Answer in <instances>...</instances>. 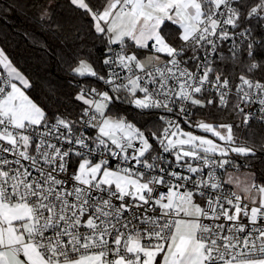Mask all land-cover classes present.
Listing matches in <instances>:
<instances>
[{
	"label": "snow or ice",
	"instance_id": "snow-or-ice-1",
	"mask_svg": "<svg viewBox=\"0 0 264 264\" xmlns=\"http://www.w3.org/2000/svg\"><path fill=\"white\" fill-rule=\"evenodd\" d=\"M69 3L107 42L106 76L88 59L71 74L108 90L81 86L79 118L50 119L0 48V264H264V179L250 172L239 192L226 191L238 179H220L234 156H256L255 145L239 125L191 120L198 109H227L234 92L245 133L264 124V79L242 73L233 85L217 70L242 57L248 73L262 67L264 0ZM56 6L34 0L37 21H53ZM124 103L149 116L163 110V129L109 115ZM181 118L215 139L184 131Z\"/></svg>",
	"mask_w": 264,
	"mask_h": 264
},
{
	"label": "trees",
	"instance_id": "trees-1",
	"mask_svg": "<svg viewBox=\"0 0 264 264\" xmlns=\"http://www.w3.org/2000/svg\"><path fill=\"white\" fill-rule=\"evenodd\" d=\"M56 16L53 21L41 23L36 17L37 9L33 7L34 0H0V48L11 60L12 64L30 81L31 87L26 94L39 106L46 110L51 119L59 113L72 119H77L82 102L75 99L80 85H95L99 80L92 77H78L71 74V68L80 59H88L101 75H105L103 59L107 42L92 30L90 17L77 10L69 0H54ZM105 0H91L94 10L102 8ZM245 2H247L245 0ZM255 22V21H254ZM49 24L52 26L49 27ZM57 24L59 27H57ZM176 33L178 29L171 24L165 26ZM172 37H169L171 40ZM147 51L141 50V54ZM243 63L230 59L220 63V71L228 75L232 82L244 74H251L258 79H264V48H258L256 59L262 65L252 73L247 72V65L251 62L242 57ZM236 102L235 94L231 104ZM231 104L225 110L217 107L198 109L191 118L195 123L204 119L214 123H233L239 125L237 135L240 139L254 144L257 155L250 158L236 157L235 169H246L254 172L257 182L264 179V124L253 120L249 135L244 131L243 114L233 110ZM114 107L109 113L114 116L127 118L142 129L159 132L163 127L157 117L159 112L152 111L151 116L141 114L134 106L127 103ZM211 113L208 115V113ZM184 127L188 125L183 123Z\"/></svg>",
	"mask_w": 264,
	"mask_h": 264
},
{
	"label": "built area",
	"instance_id": "built-area-1",
	"mask_svg": "<svg viewBox=\"0 0 264 264\" xmlns=\"http://www.w3.org/2000/svg\"><path fill=\"white\" fill-rule=\"evenodd\" d=\"M247 2H248V0H246ZM252 2H259V0H252ZM230 41L229 42H226L224 45H223V47H224V49H225V51L227 52V50H228V48H229V46H230ZM150 53V52H149ZM220 63L221 62H218L217 63V70L218 71H220ZM221 72V71H220ZM0 73H4L5 75H6V72L4 71V69L2 68V67H0ZM107 75V68L105 67V76ZM246 75H250L251 76V78L252 79H258V78H256V77H254L253 75H251V74H246ZM239 78V77H238ZM239 81H238V79L236 80V82L234 83L233 82V85H235L236 83H238ZM81 86H87V85H80L79 86V88H78V91L80 90V88H81ZM87 87H89V88H91V87H96L98 90H100V91H105V90H108L107 89V86L106 85H104L101 81H99V83L98 84H95V85H91V86H87ZM233 95H234V92H233ZM210 96H211V93H209V98H210ZM85 106H83L82 107V109L84 108ZM81 109V110H82ZM177 110H178V108H177ZM248 109L246 108V111H247ZM156 111H158L159 112V115H161V114H164L163 113V110H156ZM81 113V112H80ZM80 115V114H79ZM109 115H111V114H109ZM114 116V115H113ZM78 118H79V116H78ZM77 118V119H78ZM257 119H258V116H257ZM181 126H183V118H181ZM163 127H164V124H163ZM163 127L161 128V130L163 129ZM160 130V131H161ZM88 134H94L93 132H92V130L91 129H89L88 130ZM166 155V154H165ZM168 159H170V157H167ZM77 163H78V161H73V164H72V169H70V170H73L75 167H76V165H77ZM220 179L222 180V181H224V182H226L225 181V179H224V170L222 171V173L220 174ZM161 191H166V187H162L161 188ZM226 191H228V192H236L229 184H227L226 183Z\"/></svg>",
	"mask_w": 264,
	"mask_h": 264
},
{
	"label": "rangeland",
	"instance_id": "rangeland-1",
	"mask_svg": "<svg viewBox=\"0 0 264 264\" xmlns=\"http://www.w3.org/2000/svg\"><path fill=\"white\" fill-rule=\"evenodd\" d=\"M144 59V58H143ZM5 71V70H4ZM201 120V119H199ZM197 120V121H199ZM207 121V120H206ZM207 122H210V121H207ZM214 123V122H213ZM216 124H224V123H216ZM183 128L184 131H193L194 134L196 135H207L208 138H211V139H215L214 137L211 136V134H205L203 133L202 131H200L199 129H196V128H190L189 126L188 127H184V126H181ZM234 155V154H233ZM78 166V163L77 165ZM250 173L249 170H246V169H235L234 167H229L227 168L226 170H224V179L225 181L227 182L228 179H229V176L232 177V180L235 181V180H239L240 181V184L237 185L236 183H231L229 184L236 192H239L240 189L246 184V183H249L248 181V174ZM253 195H255V192H253Z\"/></svg>",
	"mask_w": 264,
	"mask_h": 264
},
{
	"label": "crops",
	"instance_id": "crops-1",
	"mask_svg": "<svg viewBox=\"0 0 264 264\" xmlns=\"http://www.w3.org/2000/svg\"><path fill=\"white\" fill-rule=\"evenodd\" d=\"M149 55H151V53H149V51H147L146 53L140 55V58L143 59V58H145V57H147Z\"/></svg>",
	"mask_w": 264,
	"mask_h": 264
}]
</instances>
